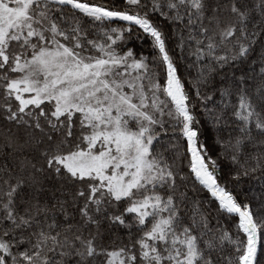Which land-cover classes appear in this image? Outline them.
I'll use <instances>...</instances> for the list:
<instances>
[{
	"label": "snow or ice",
	"instance_id": "obj_1",
	"mask_svg": "<svg viewBox=\"0 0 264 264\" xmlns=\"http://www.w3.org/2000/svg\"><path fill=\"white\" fill-rule=\"evenodd\" d=\"M0 264H264V0H0Z\"/></svg>",
	"mask_w": 264,
	"mask_h": 264
}]
</instances>
